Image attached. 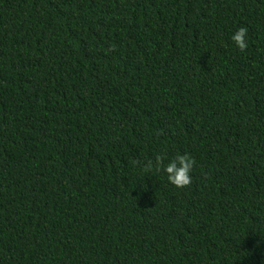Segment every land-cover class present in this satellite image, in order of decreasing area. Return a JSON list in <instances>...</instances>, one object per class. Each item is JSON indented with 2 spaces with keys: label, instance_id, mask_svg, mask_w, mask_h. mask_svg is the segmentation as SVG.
<instances>
[{
  "label": "trees",
  "instance_id": "1",
  "mask_svg": "<svg viewBox=\"0 0 264 264\" xmlns=\"http://www.w3.org/2000/svg\"><path fill=\"white\" fill-rule=\"evenodd\" d=\"M0 264H264V0H0Z\"/></svg>",
  "mask_w": 264,
  "mask_h": 264
},
{
  "label": "clouds",
  "instance_id": "2",
  "mask_svg": "<svg viewBox=\"0 0 264 264\" xmlns=\"http://www.w3.org/2000/svg\"><path fill=\"white\" fill-rule=\"evenodd\" d=\"M247 33L248 29L246 27H241L232 36L233 41L242 52L248 48ZM165 159L166 156L160 154L155 157V161L148 160L147 162H142L139 159H134L130 163L134 167H140L144 172H152L153 170L160 171L163 169L167 174L168 181L177 188L190 186L192 182L190 173L196 163L194 158L188 154H178L167 165L164 164Z\"/></svg>",
  "mask_w": 264,
  "mask_h": 264
}]
</instances>
